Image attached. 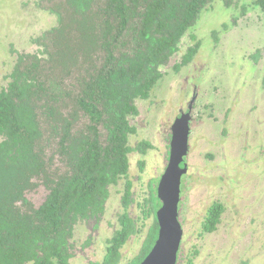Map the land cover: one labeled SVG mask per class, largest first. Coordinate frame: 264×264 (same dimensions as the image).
<instances>
[{
  "label": "trees",
  "instance_id": "16d2710c",
  "mask_svg": "<svg viewBox=\"0 0 264 264\" xmlns=\"http://www.w3.org/2000/svg\"><path fill=\"white\" fill-rule=\"evenodd\" d=\"M39 1L50 4L56 25L32 39L33 52L17 54L0 86V264H71L76 228L98 222L110 188L125 180L99 263L119 264L122 247L140 233L128 214L129 157L151 147L129 145L137 101L150 97L186 37L192 46L172 69L193 60L200 48L193 30L215 0ZM250 4L264 13V0ZM39 185L47 195L34 208L26 194ZM139 207L141 220L152 222L128 264H140L157 238L155 188ZM223 212L219 202L207 208L202 235L216 231Z\"/></svg>",
  "mask_w": 264,
  "mask_h": 264
},
{
  "label": "rangeland",
  "instance_id": "374dc122",
  "mask_svg": "<svg viewBox=\"0 0 264 264\" xmlns=\"http://www.w3.org/2000/svg\"><path fill=\"white\" fill-rule=\"evenodd\" d=\"M234 2L235 7L226 8L215 0L203 11L193 30L200 42L193 61L178 74L167 66L151 98L137 101L141 114L137 133L129 140L132 145L146 140L152 150L143 158H129L130 213L140 233L123 247L120 264L137 255L152 222L141 220L139 206L163 171L167 131L179 110L186 111L193 86L198 88L179 206L180 264L188 258L192 264H264V13L250 8L251 0ZM48 7L39 0H0V86L17 54L33 52L32 39L56 25ZM190 46L189 37L184 38L170 63ZM122 191L123 183L111 188L100 220L76 228L72 264L101 262L117 227ZM46 195L39 185L26 198L38 207ZM214 202L224 207L220 224L202 235L201 222Z\"/></svg>",
  "mask_w": 264,
  "mask_h": 264
},
{
  "label": "water",
  "instance_id": "95a60500",
  "mask_svg": "<svg viewBox=\"0 0 264 264\" xmlns=\"http://www.w3.org/2000/svg\"><path fill=\"white\" fill-rule=\"evenodd\" d=\"M189 114L176 119L171 127L168 164L157 185L156 194L161 205L155 217L158 225L156 241L140 264H176L182 240L178 220L181 177L187 171L181 167L188 151Z\"/></svg>",
  "mask_w": 264,
  "mask_h": 264
},
{
  "label": "flooded vegetation",
  "instance_id": "af4514ba",
  "mask_svg": "<svg viewBox=\"0 0 264 264\" xmlns=\"http://www.w3.org/2000/svg\"><path fill=\"white\" fill-rule=\"evenodd\" d=\"M198 53V52H197ZM197 55V54H196ZM195 55V56H196ZM194 59V58H193ZM193 61V60H192ZM191 61V62H192ZM190 62V63H191ZM176 62H174L173 64L172 63H170L169 65H170V68H171V70H172V72L174 73V74H178L180 71H181V69L182 68H184V67H182L178 72H175L173 69H172V66L175 64ZM189 63V64H190ZM188 64V65H189ZM187 65V66H188ZM186 67V66H185ZM197 88L198 87H196V86H193V94H192V97L190 98V101L188 102V104H187V108H186V111L184 112L183 110H179V113H178V116H176V118H174L173 119V121H172V123H171V125H170V127H169V129H168V136L166 137V142H165V145H167V150H165V153L163 154V156L162 157H164V168H163V171H162V173L159 175V177L157 178L158 179V182H157V184H156V181L153 183V185L151 186L152 188H155V189H157V185H158V183H159V180H160V178H161V176H162V174L164 173V170H165V168H166V166H167V164H168V160H169V151H170V141H171V127H172V125H173V123L175 122V120L176 119H178V118H180L182 115H185V114H189L188 115V119H189V136H188V138L190 137V125H191V122H192V109H193V103H194V100H195V98H196V95H197V93H196V90H197ZM151 98V95H150V97L147 99V100H149ZM143 101H145V100H143ZM137 107H138V111H139V113H138V115L137 116H135L134 118H132V120H131V123H132V125L133 126H135V128H136V132H135V134L137 133V122H138V118H139V116H140V114H141V110H140V107L138 106V103H137ZM134 134V135H135ZM134 135H132V136H134ZM131 136V137H132ZM141 142H147V143H149L150 144V142H148V141H146V140H143V141H140V142H138V143H136L135 145H132L131 143H130V140H129V145H130V147H132V148H134L137 144H139V143H141ZM188 142H189V139H188ZM150 146H151V144H150ZM188 146H189V144H188ZM150 150H152V146L150 147V149H147V151H146V153L145 154H143V155H141V154H139L138 152H136V151H133L131 154H130V156L131 155H133V154H137V155H139L140 157H144V156H146L148 153H149V151ZM188 150H189V147H188ZM187 154H188V151H187ZM187 154H186V156L183 158V163L181 164V167H184V166H186V169H187V171H186V173L184 174V175H182V177H181V183H180V200H179V203H178V220H179V222H180V225H181V221H180V216H179V212H180V210H179V206L181 207V186L183 185V181H184V179H185V176L187 175V172H188V168H187V164H186V157H187ZM130 158V157H129ZM129 163H130V160H129ZM141 164H143V163H141ZM129 170H130V168H129ZM128 179H129V176H128ZM125 180H120L119 181V183L116 185V186H118L120 183H123V191H124V186H125ZM116 186H113V187H116ZM112 187V188H113ZM110 190H111V188H110ZM123 191H122V195H123ZM131 193H132V187H131ZM122 195H121V198H120V209H119V212H118V214L122 211V209H123V207H122ZM43 203V202H42ZM41 203V204H42ZM40 204V205H41ZM39 205V206H40ZM160 205H161V203H160ZM38 206V207H39ZM131 206V205H130ZM130 206L128 207V214L132 217V215H131V213H130ZM38 207H34V208H38ZM89 222H95V221H89ZM88 222V223H89ZM117 225H118V222H117ZM181 227H182V225H181ZM117 228V227H116ZM116 230V229H115ZM115 230H113V232L115 231ZM217 230V229H216ZM112 232V233H113ZM158 234V233H157ZM135 235H133L132 237H134ZM75 237V236H74ZM131 237V238H132ZM130 238V239H131ZM156 241V240H155ZM143 242V241H142ZM126 245V244H125ZM124 245V246H125ZM141 245H142V243H141ZM123 246V247H124ZM123 247H122V249H123ZM122 249H121V253H122V255H123V252H122ZM140 249H141V246H140ZM140 251V250H139ZM139 251H138V253H139ZM150 252V251H149ZM138 253H137V255H138ZM73 255H74V253H73ZM136 255V256H137ZM104 256V255H103ZM74 257V256H73ZM73 257L71 258V260H70V263L72 264V259H73ZM183 257V252H182V246H181V244H180V247H179V250H178V253H177V260H176V264H180L181 262H182V258ZM145 258V257H144ZM103 259V258H102ZM122 260V259H121ZM188 262V261H187ZM101 263V262H100ZM120 264V263H119Z\"/></svg>",
  "mask_w": 264,
  "mask_h": 264
}]
</instances>
